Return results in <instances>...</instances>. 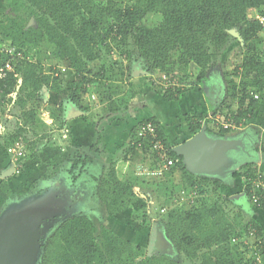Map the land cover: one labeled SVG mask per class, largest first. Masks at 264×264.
Returning <instances> with one entry per match:
<instances>
[{"label": "trees", "instance_id": "1", "mask_svg": "<svg viewBox=\"0 0 264 264\" xmlns=\"http://www.w3.org/2000/svg\"><path fill=\"white\" fill-rule=\"evenodd\" d=\"M251 10H257L264 17V0H12L8 13L0 15V44L6 43L14 52L0 53V69L7 63L12 65V70L0 78V107L9 103V112L19 107L23 111V123L9 137L6 149L20 139L25 141L24 135L29 130L36 131L43 125L36 108L27 107L38 101L44 87L61 94L69 72L74 75L72 84L75 88L71 94L74 105H80L76 91L84 94L86 85H98L94 80L103 79L108 83L103 101L108 102L110 111H115L114 91L127 74L130 78L128 62L133 57L138 62L139 59L145 62L149 87L166 100L176 102L185 93L193 76L199 84L205 81L235 35L247 46L248 52L242 55L240 64L229 75L232 79L228 81L226 95L212 116L220 115L223 122L240 127L264 101V49L261 48L264 24L259 19L248 18ZM152 14L158 15L160 21L149 27L144 20ZM130 47L137 54L131 52ZM33 51L36 55L31 60L29 56ZM105 51L112 55L119 52L120 57H124L118 73L114 70L118 64L116 60L111 71L102 70V75L98 74L92 80L91 65L102 60ZM43 54L50 55L49 58L57 60L61 66L46 71ZM62 66L68 73L62 72L59 68ZM193 69H196V75ZM154 76L172 83L171 86L164 89L154 85ZM113 81L118 85L114 86ZM15 93L16 99L13 98ZM208 117L207 114L190 115V129L197 133L208 120L209 132L215 129L223 137L232 131L231 127L225 129ZM145 122H152L161 140L171 148L158 120L152 118L137 125L128 153L134 162L145 164L151 159L154 166L157 155L151 153L149 141L141 142L137 134L139 126ZM34 147L29 143L26 151ZM170 153L172 157H178L180 163L164 178L150 179L157 183V187L165 186L170 192L161 208L167 210V220L164 221L167 238L187 261L244 264L248 258L247 248H243L242 243H232V239L240 235L236 226L242 227V222L236 225L231 221L229 212L220 204L224 201L221 198L213 203L205 199L208 189L213 186V191H217L221 182L195 177L173 148ZM175 170L182 173L184 184L176 192L168 189ZM255 171L246 167L237 175H241L247 185L246 175H253ZM164 180L166 182L162 184ZM196 188L200 197L194 206L187 209L171 204L182 191L190 192ZM247 193L249 195L248 188ZM97 196L110 216L128 212L138 199L147 204L148 213L152 203L148 188L140 186L136 176L120 178L115 164L100 181ZM249 226L256 228L259 238L264 239L257 224L244 227ZM262 247L264 253V242ZM42 249L41 264H177L170 257L156 255L151 249L122 239L104 225L98 229L90 218L83 215L65 220Z\"/></svg>", "mask_w": 264, "mask_h": 264}, {"label": "rangeland", "instance_id": "2", "mask_svg": "<svg viewBox=\"0 0 264 264\" xmlns=\"http://www.w3.org/2000/svg\"><path fill=\"white\" fill-rule=\"evenodd\" d=\"M11 1L12 0H0V15L8 13L9 4ZM28 13H31L30 9H28ZM30 21L32 22L33 19L31 18ZM159 21L160 17L156 14H152L144 20V24L149 27H153L156 26ZM234 38L235 39L231 41L222 56L223 58L227 56L226 59L224 58L225 65L224 63H222L220 66L223 68L220 74L225 76H229L231 74L234 68L240 64L242 55L248 52L247 46L240 40V38L237 35H235ZM1 50L7 51L10 50V48L6 43H1L0 51ZM129 50L131 52H134V54H137V51L133 47H130ZM11 52H13V50ZM119 54V52H116L112 55L111 52L106 53L105 51L102 56V60L96 61L91 65L92 76L90 78H93L92 80H94L98 74L102 75V70L111 71L112 68H114L112 67V65L115 64L116 60L118 64L114 70L115 73H118V69L120 66L119 63L121 64L122 59L124 58L120 57ZM35 55L36 54L33 51L30 54L29 59L33 60ZM49 56L44 54L42 55V62L46 71H49L50 68L54 69L58 66H61L60 62L54 59H50ZM128 63L130 64V71L134 69L137 71L146 70V65L143 60L139 59L138 62L132 57V59H130V62ZM194 70L196 71V69ZM193 74L196 75L195 72ZM66 78L67 80L62 87L61 94H56L53 91H49V94H47L48 92H45L44 94L42 93V96L40 95L38 101L31 102L30 105H28V109L29 106L31 108H36L37 116L40 120L43 121V125H41L40 128L36 131L29 130V132L24 135L25 142L27 140L26 145H28L29 147V143H32V146H35L33 150L30 149L31 151H27V160L29 164L34 165L35 167H37V165H39V167H41V165L45 166V169L43 171L41 168H37L38 170H40L38 173L39 175L40 172H60V176H58L57 179H54L53 182L47 183L43 182L44 174H42L40 178H34L33 183H30L27 188L21 187V189H16L18 187H13V190H11V187L8 184L4 186L2 183L5 180L0 178V218L11 207H20L23 206L26 202L34 205V199L47 198L48 200H50L49 203L51 205L43 206L44 214L41 221L44 227V232L43 235H41L40 239V242L43 243V245L65 220L76 215H83L90 218L98 227V229H100L101 226L104 225L122 239L130 241L134 245H140L144 248L151 249L152 252L154 251L153 253H155L156 255L170 257L172 258V260L176 261L177 264H200L199 261L195 263L187 261V259L180 255V253H176L175 246L167 238L165 232L166 222L164 223V221H166L167 219L165 218V213H161L160 211L162 210V205L166 204V196L170 192H167L166 188H164V190L157 187L158 185L149 178L138 177L136 175V171V177L141 179V181H139L140 186L147 187L152 195L150 210L147 213V204L142 201V199H138L137 202L134 203L132 209H130L128 212L117 216L108 215L105 206L101 203L99 197L97 196L99 182L95 180L93 182V176H99V179H101L103 177V174H101V172H90L85 163H80L87 158L88 153L86 150L82 151L80 149V151H71L70 153V149H67L68 147H70L72 136L68 129H63V126L65 124L63 123V120L66 118V113H68L69 110H73V108H71V94L75 86L74 84H72V82L74 83V75L72 72H69ZM154 78L157 81H162L159 77L157 78V76H154ZM217 79H219V77ZM220 79L224 80L222 77H220ZM225 81H227L226 77ZM94 82H96L98 85H86V88H88L89 91L91 90L87 95H84L83 97V93H81V91H76L75 95L77 97L81 96L79 98L83 100L82 102L86 107H89V105H93L94 109L92 107L91 109L96 110V114L100 116L103 110H105L106 106L108 105L107 102L103 101L104 95L108 90V83H106L103 79H95ZM104 84H106V87H104ZM117 84L118 82L115 83V81H113L114 86H116ZM188 85L189 86H187V90L189 89V87H191L190 89L195 92H201L199 91V89L203 88L201 86V83L199 84L195 81L194 76L192 77V80L188 81ZM119 86L125 88V85H122L120 83ZM126 88V91H131V89L127 86ZM187 96L189 97V99L185 100ZM187 96L184 99L181 98L179 100V103L177 104L176 102L174 103L164 100L162 96L160 98H162L161 100L163 103H160L159 107L163 106L164 104H168V107H171V109L162 108V110L165 112H169V114L172 115L174 112H176V110L184 111L185 107H187L188 105H193L194 107L196 105H202V100L199 96ZM222 101L223 99L217 101L216 106L219 105ZM61 104L63 105L64 112L60 110ZM8 105L9 103L4 105L3 107H0V126H2L3 128L2 133H0V150L7 160V169L9 168V166L13 167V165L11 161H9L10 157L9 155H7L8 153L6 144H8L10 141L9 137L13 135L17 130H19L21 124L23 123V111L19 107H14L9 112L7 110ZM216 106L213 107V109H215ZM215 119L214 121L217 125V123L221 122L220 119L222 118L220 116H217L215 117ZM245 126L246 125H241V127H236V129H234V132L238 131L241 133V130ZM62 129L63 132H61ZM60 138L63 140V147L67 150L66 152H64L66 155L64 160L61 158V160L63 161L60 165H58L57 151H61V148L59 147ZM125 148H128V144L125 145ZM122 149H124V147ZM125 151L126 149L122 150V153ZM123 157L124 155L122 156V158ZM44 158H46L45 161H43ZM62 163L63 170L61 169ZM23 172H25V170H23ZM23 172H21V174H23ZM129 176H131V172ZM143 179H145V181ZM169 183V190L176 192L177 189H181V186L179 188L171 187V185L173 184V180H171ZM243 186H245L244 182ZM157 188L159 189L158 191L156 190ZM208 190V194L205 196L207 202L213 203L219 197H221L220 194L216 195V193L213 191V186H211ZM161 199L163 202L161 201ZM248 201L249 200L247 199L245 207L250 210L251 206L248 204ZM227 202L228 203H226L225 201H221L222 206L228 209L227 211L230 214V218L231 216L237 218L238 216L236 213L238 212V210L236 208L238 207H233L231 204L232 202L230 203V201L228 200ZM190 207L192 206L187 204L185 206V208L187 209H189ZM153 235L155 238L153 237ZM41 249H39L36 257L33 259V264H41L40 262L43 253V249Z\"/></svg>", "mask_w": 264, "mask_h": 264}, {"label": "crops", "instance_id": "3", "mask_svg": "<svg viewBox=\"0 0 264 264\" xmlns=\"http://www.w3.org/2000/svg\"><path fill=\"white\" fill-rule=\"evenodd\" d=\"M261 17L262 16L257 10L248 12L249 19H260ZM261 37L264 39V32L261 34ZM263 47L264 43L261 47L262 50L264 49ZM226 57L224 58L226 59ZM224 58H220L216 67L209 72L205 81L201 83L203 87L199 89L201 92H195L189 87L188 90L186 88L185 93L181 97L184 99L187 95H192L193 97L199 96L202 100V105H196L195 107L193 105H188L185 107L184 111L176 110L172 115L162 110V108L171 109V107H168V104L159 107L160 103H163L161 99H166L149 87V75L146 70L137 71L134 69L130 71V78H128V74L126 75L124 80L120 82V84L125 85V88L119 86L114 91L113 100L116 103L118 102L116 110L110 111L107 105L106 109L103 110L101 114L102 116L96 114V110H93V105L86 107L82 102L83 100L79 98L81 96H76L78 98L77 101L80 100V105L78 106L72 103L71 108H73V110H69L68 113H66V118L63 120V123H65L63 129H68L72 136L70 147L67 149H70V153L71 151H80V149L82 151H87L88 155L86 160L83 162L80 160V163H85L90 172H101V174H103L101 179H99V176H93V182L95 180L100 183L114 164L116 165L120 178L129 177L130 172L131 176H136L135 171L137 166L143 163L134 162L131 154L128 153V148L132 142V133L137 125L152 118L158 120L160 127L162 126L161 129L167 143L173 149L191 140L200 131L194 133L190 129L188 123L189 116L192 114H207L209 116L208 119L214 121L215 117L212 116L213 107L216 106L217 101L223 99L226 95L228 81L232 79V77L220 74L223 69L220 67L221 64L224 63L225 65ZM218 77L219 79H217ZM220 77L224 80L220 79ZM225 77L227 81H225ZM126 86L131 89L130 92L125 90L127 89ZM90 91L87 88L82 96L84 97V95H87ZM46 92L49 94V90ZM187 99H189L188 96L185 100ZM179 100L176 101V104L179 103ZM91 107L93 109H91ZM60 110L63 111L62 104L60 105ZM194 121L197 122L198 120ZM220 121L221 124L227 123L222 122V119H220ZM207 123L208 120L204 124ZM243 124L246 126L241 130V133L238 131L234 132V129H232L229 134L223 137L218 134L217 130L212 129V131L209 132L207 129V133L211 138L217 137L219 140L223 141V145L226 147H222V150H220L222 152H218L217 150L219 158L215 162L208 164L204 169L189 170L186 165L185 168L195 177L218 180L221 182L219 189L215 191V193L216 195L220 194L221 197L219 198L222 200H228L230 203L232 202L231 204L233 207H238L236 208L238 210L236 213L238 217L231 216V221L236 225L239 221L242 222V227H240V225L236 226L240 234L244 233L245 227L253 224H257L264 233V211L254 207L250 201H248V204L251 206L250 210L245 207L247 198L243 181L241 175H237L239 169L243 170V168L246 167H252L264 174V101H261L255 113L241 125L244 126ZM63 129L61 132H63ZM127 144L128 148L122 153V150L125 149V145ZM63 145V140L60 138L59 147L61 151H57L58 165L61 164L66 156L64 152H66L67 149H65ZM123 147L124 149H122ZM123 155L124 157L122 158ZM61 158L63 160H61ZM45 160L46 158L43 159V161ZM144 163L150 167H152L151 164H153L150 160ZM37 168H41L43 171L45 166L41 165V167H39V165H37V167H35L34 165H30L28 160H26L25 172L17 175L13 167L9 166L7 169V160L0 150V178L5 180L2 183L4 186L6 184L10 185L11 190H13V187H18L16 189H21V187L27 188L30 183H33L34 178H40L42 174H44L43 182L47 183L53 182L54 179L60 176V172H53L54 174L51 172H40L39 175L38 173L40 170ZM61 169L63 170V163ZM166 180H164L162 184H164ZM171 180H173V184L171 185L172 188L180 186L182 188L184 185L182 173L179 170L173 171ZM139 181H141V179L138 178V182ZM169 184L170 183H168V186H170ZM164 188L166 187L163 186L161 189ZM156 190L158 191L159 189L157 188ZM220 204L222 203L220 202ZM162 206H165V204ZM226 210L228 209L226 208ZM175 252L179 254L177 250H175Z\"/></svg>", "mask_w": 264, "mask_h": 264}, {"label": "built area", "instance_id": "4", "mask_svg": "<svg viewBox=\"0 0 264 264\" xmlns=\"http://www.w3.org/2000/svg\"><path fill=\"white\" fill-rule=\"evenodd\" d=\"M262 24H264V17L259 19ZM13 50V49H12ZM0 53H14L10 50H1ZM63 73H68L66 67H59ZM12 70L11 63H7L4 68L0 69V78H4L7 71ZM154 85L162 86L167 89L172 83L166 81H157L153 78ZM175 84V83H174ZM48 91L46 87L43 88L42 93ZM216 121V119H215ZM226 123V122H225ZM221 124L220 122L217 125ZM225 129L231 127L236 129V127L231 123L221 124ZM2 126H0V133H2ZM138 138L141 142L148 140L150 143L151 153H155V165L150 167L145 164H139L136 168V175L138 177H144L149 179H160L164 178L167 173H169L172 168L180 162V159L171 156L169 147L161 140L157 132L156 126L152 122H145L139 126ZM139 142V145H141ZM27 145L22 139L16 141L12 146L7 149V153L10 157V161L13 165L14 172L19 175L25 169V164L27 160ZM239 169L238 171H240ZM256 170V169H255ZM247 185L244 186L245 195H248L247 188L249 189V201L253 206H257L264 211V174L261 171L256 170L253 175H246ZM200 197V194L196 189L190 192H181L180 196L172 201L174 207H184L187 205L194 206L196 200ZM167 210L164 208L161 213H165ZM264 239L259 238V233L256 228L249 226L245 229L243 234L232 239L233 244L242 243L243 248H247V260L244 264H264V253H262V245Z\"/></svg>", "mask_w": 264, "mask_h": 264}, {"label": "water", "instance_id": "5", "mask_svg": "<svg viewBox=\"0 0 264 264\" xmlns=\"http://www.w3.org/2000/svg\"><path fill=\"white\" fill-rule=\"evenodd\" d=\"M13 98H17V93ZM222 147H226L223 141L211 138L207 133V124H204L191 140L173 150L183 158L189 170H200L219 158L218 152ZM33 201L34 205L26 202L23 206L9 208L0 218V264L34 263L33 259L43 245L40 242L44 232L41 221L43 206L51 204L47 198Z\"/></svg>", "mask_w": 264, "mask_h": 264}, {"label": "bare ground", "instance_id": "6", "mask_svg": "<svg viewBox=\"0 0 264 264\" xmlns=\"http://www.w3.org/2000/svg\"><path fill=\"white\" fill-rule=\"evenodd\" d=\"M2 49V48H1ZM12 51V50H11ZM34 63V62H33ZM159 87V86H158ZM118 103V102H117ZM9 108V107H8ZM92 115V114H91ZM102 116V115H101ZM215 117V116H214ZM213 122V121H212ZM162 127V126H161ZM163 140V139H162ZM8 147V146H7ZM146 148V147H145ZM148 148V147H147ZM126 149V148H125ZM180 163V162H179ZM184 164V163H183ZM185 166V165H184ZM239 168V167H238ZM161 212V211H160Z\"/></svg>", "mask_w": 264, "mask_h": 264}]
</instances>
